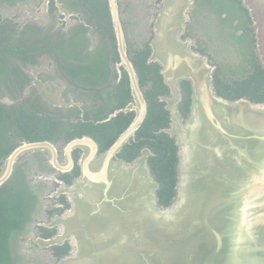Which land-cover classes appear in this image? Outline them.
Instances as JSON below:
<instances>
[{"label": "flooded vegetation", "instance_id": "obj_1", "mask_svg": "<svg viewBox=\"0 0 264 264\" xmlns=\"http://www.w3.org/2000/svg\"><path fill=\"white\" fill-rule=\"evenodd\" d=\"M164 43L201 56L212 89L214 77L244 76L251 54L258 58L242 0H0V264H58L73 254L63 221L82 161L100 158L143 102L141 124L111 159L127 165L147 148L149 170L154 152L142 144L141 129L174 126L161 100L172 93L151 58ZM176 84L185 120L191 80ZM157 102L167 112L158 130Z\"/></svg>", "mask_w": 264, "mask_h": 264}, {"label": "water", "instance_id": "obj_2", "mask_svg": "<svg viewBox=\"0 0 264 264\" xmlns=\"http://www.w3.org/2000/svg\"><path fill=\"white\" fill-rule=\"evenodd\" d=\"M242 1L264 68V0ZM161 47L151 58L172 93L161 100L175 124L164 131L175 135L180 154L177 201L156 204L147 148L130 164L112 162L141 124L143 102L142 113L100 158L85 155L63 221L62 238L73 237L76 250L58 264H264V102L217 96L201 56L184 45ZM180 78L192 87L185 120L176 107Z\"/></svg>", "mask_w": 264, "mask_h": 264}, {"label": "trees", "instance_id": "obj_3", "mask_svg": "<svg viewBox=\"0 0 264 264\" xmlns=\"http://www.w3.org/2000/svg\"><path fill=\"white\" fill-rule=\"evenodd\" d=\"M157 93H163L164 87L157 82ZM213 90L216 95L227 100H236L244 97L253 103L264 102V68L259 62L256 54H251V67L244 76L233 78H215L213 80ZM182 88L185 92L184 105L180 107V114L186 115L190 102L189 85L183 82ZM153 115L156 130L166 125V110L160 102ZM142 144H146L154 152L148 160L150 176L158 182V188L154 191L156 204L161 208L169 207L177 199V179L180 154L176 140L163 132L151 133L145 128L141 129ZM154 136L155 141L146 137Z\"/></svg>", "mask_w": 264, "mask_h": 264}, {"label": "rangeland", "instance_id": "obj_4", "mask_svg": "<svg viewBox=\"0 0 264 264\" xmlns=\"http://www.w3.org/2000/svg\"><path fill=\"white\" fill-rule=\"evenodd\" d=\"M178 112H179V111H178ZM179 116H180V114H179ZM180 118L183 119L181 116H180ZM173 124H174V123H173ZM174 126H175V124H174ZM174 126H173V127H174ZM173 136H174V138H175V140H176L175 135H173ZM147 170H148V169H147ZM148 173H149V170H148ZM149 175H150V173H149ZM150 177H151V176H150ZM151 178H152V177H151ZM176 201H177V199H176ZM176 201H175V202H176ZM74 246H75V243H74ZM75 250H76V246H75ZM75 250H74V252H75ZM74 252H73V254H74ZM73 254H72V255H73ZM72 255H71V256H72Z\"/></svg>", "mask_w": 264, "mask_h": 264}]
</instances>
